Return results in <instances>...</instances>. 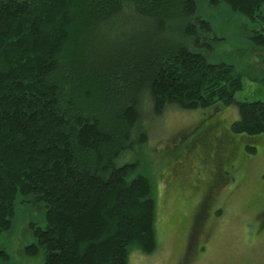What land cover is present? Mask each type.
<instances>
[{
    "label": "trees",
    "instance_id": "16d2710c",
    "mask_svg": "<svg viewBox=\"0 0 264 264\" xmlns=\"http://www.w3.org/2000/svg\"><path fill=\"white\" fill-rule=\"evenodd\" d=\"M200 1L0 0V237L17 199L33 197L47 226H31L27 254L44 250V264L153 255L155 185L128 159L146 142V120L235 105V130L264 135V102H236L242 79L199 51L214 41ZM210 6L254 25L250 39L264 50V0ZM9 260L0 250V264Z\"/></svg>",
    "mask_w": 264,
    "mask_h": 264
},
{
    "label": "rangeland",
    "instance_id": "374dc122",
    "mask_svg": "<svg viewBox=\"0 0 264 264\" xmlns=\"http://www.w3.org/2000/svg\"><path fill=\"white\" fill-rule=\"evenodd\" d=\"M199 16L214 29V41L199 51L212 64L232 66L233 79L243 81L234 100L264 102V50L250 39L256 27L225 6L212 8L210 0L200 1ZM239 118L235 105L222 104L206 111L170 107L146 120V142L128 159L138 158L155 185L157 249L153 255L132 251L129 264H264V135L244 138L234 127ZM203 209L211 221L201 238ZM31 226L46 228V207L19 197L13 228L0 237L10 258L3 264L45 263L44 250L27 254L37 243Z\"/></svg>",
    "mask_w": 264,
    "mask_h": 264
},
{
    "label": "flooded vegetation",
    "instance_id": "af4514ba",
    "mask_svg": "<svg viewBox=\"0 0 264 264\" xmlns=\"http://www.w3.org/2000/svg\"><path fill=\"white\" fill-rule=\"evenodd\" d=\"M213 127H215V126H213ZM204 131V133H203V135L201 136V139H205V137L206 136H204V134L205 133H207V131L206 130H203ZM208 140V136L206 137V139L205 140H202V141H204V142H206ZM202 141H200V142H202ZM212 142V140H210V143ZM199 143V142H198ZM217 143H219V140H218V138H217ZM221 144H222V142H220V149L222 150V147H221ZM215 151H216V153H221V151L219 152V147H218V149H215ZM230 151V150H229ZM235 153L233 152V154L232 155H234ZM226 160H228V161H226L225 162V165L224 166H227V164L230 162V161H233V157H231V158H229V159H226ZM228 162V163H227ZM226 169V168H225ZM224 169V170H225ZM226 171V170H225ZM224 171V172H225ZM203 207V206H202ZM215 213H213V215H214ZM203 216H204V218L202 219V223H200L201 224V229H202V231H201V238L202 237H204V235H207V233H206V231H205V226H206V224L209 222V221H211L210 220V218H211V215H210V212H208V209H203ZM194 220L193 221H195V223L196 222H198V213H197V215H195L194 216V218H193ZM262 225L264 226V222L262 223ZM193 235V233H192V229H190L189 230V232H188V236H187V238L188 239H190L191 238V236Z\"/></svg>",
    "mask_w": 264,
    "mask_h": 264
}]
</instances>
